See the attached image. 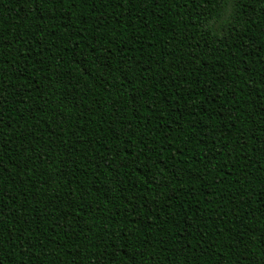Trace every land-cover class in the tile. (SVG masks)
I'll return each instance as SVG.
<instances>
[{
    "label": "trees",
    "instance_id": "1",
    "mask_svg": "<svg viewBox=\"0 0 264 264\" xmlns=\"http://www.w3.org/2000/svg\"><path fill=\"white\" fill-rule=\"evenodd\" d=\"M227 1L0 0V264H264V0Z\"/></svg>",
    "mask_w": 264,
    "mask_h": 264
},
{
    "label": "rangeland",
    "instance_id": "2",
    "mask_svg": "<svg viewBox=\"0 0 264 264\" xmlns=\"http://www.w3.org/2000/svg\"><path fill=\"white\" fill-rule=\"evenodd\" d=\"M231 12H232V1H231V0H228V1H227V4H226V11H225V15H226V17H224V20L227 19V17L231 14ZM220 24H221V22L218 23V24L216 25V27H215V29L218 30V31H222V30H221V27H220Z\"/></svg>",
    "mask_w": 264,
    "mask_h": 264
}]
</instances>
